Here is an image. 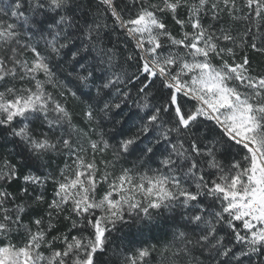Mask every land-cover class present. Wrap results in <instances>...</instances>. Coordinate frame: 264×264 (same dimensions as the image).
<instances>
[{
	"label": "snow or ice",
	"instance_id": "1",
	"mask_svg": "<svg viewBox=\"0 0 264 264\" xmlns=\"http://www.w3.org/2000/svg\"><path fill=\"white\" fill-rule=\"evenodd\" d=\"M0 264H264V0H0Z\"/></svg>",
	"mask_w": 264,
	"mask_h": 264
}]
</instances>
